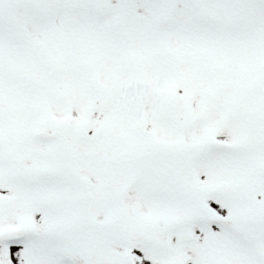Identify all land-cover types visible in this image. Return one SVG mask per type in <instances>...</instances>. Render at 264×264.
Returning a JSON list of instances; mask_svg holds the SVG:
<instances>
[{"label": "snow or ice", "instance_id": "1", "mask_svg": "<svg viewBox=\"0 0 264 264\" xmlns=\"http://www.w3.org/2000/svg\"><path fill=\"white\" fill-rule=\"evenodd\" d=\"M0 264H264V0H0Z\"/></svg>", "mask_w": 264, "mask_h": 264}]
</instances>
